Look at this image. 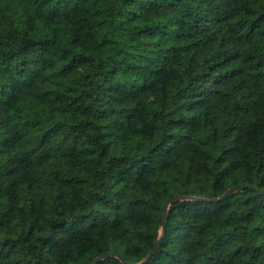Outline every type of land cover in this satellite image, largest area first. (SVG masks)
Segmentation results:
<instances>
[{"label": "trees", "instance_id": "trees-1", "mask_svg": "<svg viewBox=\"0 0 264 264\" xmlns=\"http://www.w3.org/2000/svg\"><path fill=\"white\" fill-rule=\"evenodd\" d=\"M264 0H0V264H264ZM97 264H124L115 256Z\"/></svg>", "mask_w": 264, "mask_h": 264}, {"label": "water", "instance_id": "water-1", "mask_svg": "<svg viewBox=\"0 0 264 264\" xmlns=\"http://www.w3.org/2000/svg\"><path fill=\"white\" fill-rule=\"evenodd\" d=\"M245 187H250L251 189L258 191V193L264 194V189H258L255 186L234 185V186H231L221 197L216 198L215 200L221 201L224 198H226L227 195L235 192L238 189L245 188ZM188 199L205 200L204 198L193 197V196H188V195H174V196L170 197V199H168V201H166V203L164 205L165 211H164V219H163V223H162L161 234H160L157 242L155 243V245L150 249L147 256L142 261H139L137 263H132V262L126 261L123 258V256L120 253H118L117 251H112V252H104V253L100 254L91 264H97L99 261L103 260L104 258L111 257V256L118 257L119 259H121L123 261L124 264H147L149 262V260L151 259V257L157 252V250L159 249V247L161 246V243L163 241L164 235L166 233L167 215H168V209H169L170 204L174 201H177V200H188Z\"/></svg>", "mask_w": 264, "mask_h": 264}]
</instances>
